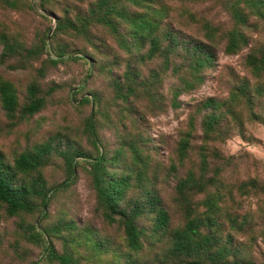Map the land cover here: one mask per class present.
<instances>
[{"label":"rangeland","instance_id":"rangeland-1","mask_svg":"<svg viewBox=\"0 0 264 264\" xmlns=\"http://www.w3.org/2000/svg\"><path fill=\"white\" fill-rule=\"evenodd\" d=\"M5 1L0 0V80L13 85L19 111L8 117L0 104L2 162L12 167L21 153L48 145L40 166L17 174L14 183L52 188L68 177L65 156L85 157L75 159L72 183L45 205L34 199L33 213L8 217L0 209V264H59L46 257V240L75 264H264V73L253 74L247 63L264 48L263 22L251 15L245 25H236L221 0H153L155 8L165 7L155 32L158 50L151 55L146 40L129 54L98 24L82 33L54 32L57 20L75 24L96 0ZM123 4L130 12L140 10ZM205 21L214 28L212 41L204 37ZM234 26L247 42L228 54L226 34ZM119 31L125 34V28ZM169 34L179 46L165 62ZM197 41L211 44L215 60L192 72L195 56L185 48ZM31 84L37 96H45V105L25 117L20 109ZM130 86L134 93L127 91ZM207 100L217 103L215 110L205 106ZM91 112L95 144L88 129ZM212 112L220 119L206 134L203 124ZM100 155L106 171L126 181L119 210L128 213L135 202L155 195L168 214V225L155 230L154 214L142 207L137 252L126 245L121 218L107 221L96 197L89 171ZM208 198L215 212L205 204ZM188 220L210 244L191 255H172V234ZM32 226L35 233L56 231L35 242L28 238Z\"/></svg>","mask_w":264,"mask_h":264},{"label":"trees","instance_id":"trees-1","mask_svg":"<svg viewBox=\"0 0 264 264\" xmlns=\"http://www.w3.org/2000/svg\"><path fill=\"white\" fill-rule=\"evenodd\" d=\"M221 1L223 2L224 8L228 10L230 18L236 25H245L252 15L263 22L262 29L264 32V0H234L232 3L228 0ZM124 2L134 5L140 10L130 12L125 9ZM152 3H154L153 0H96L94 7L89 8V11L84 17H78L75 24L72 23L71 19L57 20L54 32L71 28L76 33H82L88 28L89 24H98L105 27L112 35L117 36L116 43L124 52L129 54L137 53L141 46L145 44V41L148 40L150 43L149 53L152 55L158 50L159 41L155 32L157 31L159 20L162 18L165 9L163 5L159 8H155L152 6ZM203 23L205 24L204 28L206 31L204 37L208 41L214 40V28L206 21ZM120 28H125V34L120 33ZM166 38H168L169 43L164 47L162 54L164 61L168 62V54L176 51L179 46V40L171 34L167 35ZM246 42V36L234 26L226 34L225 52L228 54L235 53L240 47L245 45ZM6 49L9 52L13 51V46L7 45ZM135 50L137 52H135ZM211 50V44L205 42L197 41L190 47L188 44L185 51L188 52L189 55L193 54L195 56L188 69L194 72L211 66L215 60ZM254 53H256V51ZM247 63L253 74L261 76L264 73V48L257 52V55L250 54ZM152 79H156L154 78V72L152 73ZM260 87L264 90L263 85H260ZM51 91V89L47 90L46 94H49ZM127 91L129 93H134L135 87L130 86ZM26 92L27 103L20 109L22 116L25 117L36 114L45 105V96H37L38 89L35 85L31 84L28 86ZM84 100L86 99L81 100V102ZM0 104L2 110L8 117L14 118L17 111H19V102L15 89L8 81L0 80ZM205 106L212 107L213 110H215L218 105L213 100H207ZM93 115V112H91L87 121L89 133L95 144L97 142V131L94 125ZM232 115L234 116V114ZM219 119L220 116L214 112L207 115L203 124L204 132L207 134L214 131L215 127L218 125ZM185 139L186 137L183 138L182 142L179 144L178 153L180 158L184 157ZM50 150V147L45 145L41 148H36L33 152L27 151L21 153L14 160L12 167L5 165L0 157V209L4 210L8 217L17 216L20 213H33L38 205V202H34V199H39L41 205H45L52 194L72 183L75 177L76 167L78 166L75 159L85 157L81 156L79 152L65 156L68 177L52 188H46L43 182L36 184V181H34L35 186L14 183L17 174L27 175L35 171L40 166V159L42 156L50 152ZM132 151H135V149H132ZM104 161V156L100 155L90 164L91 170L89 173L92 177V184L96 191V197L106 210L105 219L107 221H115V215L121 218L126 245L130 251L137 252L141 247L140 237L143 232L137 227L136 219L140 215L142 207L147 205L146 210L149 214H154L153 225L155 230H162L168 225V214L162 207L160 198L155 195L146 198L143 204L135 202L128 213L119 210L118 204L127 184L125 179H114L103 166ZM185 184L186 181H183L179 189L182 190ZM200 189V187H197L198 191H200ZM205 204L211 213L218 209L211 198H208ZM42 217H45L44 213ZM30 230L31 232L28 234V238H32L35 242L43 241V239H45L44 237H48L50 233L56 231L55 228H48L41 233H35L34 226H32ZM210 240V237L200 236L197 230V224L194 220H188L183 228L177 229L172 234V247L170 252L172 255H191L192 253H197V251L206 248L210 244ZM45 244L46 257L56 260L59 264H75L72 256L68 253H56L54 246L49 240H46ZM213 264L238 263L221 262ZM241 264L251 263L244 262Z\"/></svg>","mask_w":264,"mask_h":264}]
</instances>
